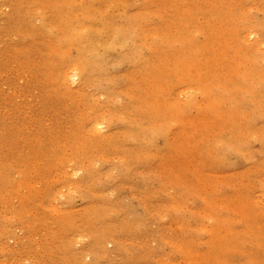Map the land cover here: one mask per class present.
<instances>
[{
  "label": "rangeland",
  "instance_id": "374dc122",
  "mask_svg": "<svg viewBox=\"0 0 264 264\" xmlns=\"http://www.w3.org/2000/svg\"><path fill=\"white\" fill-rule=\"evenodd\" d=\"M0 264H264V0H0Z\"/></svg>",
  "mask_w": 264,
  "mask_h": 264
},
{
  "label": "bare ground",
  "instance_id": "6f19581e",
  "mask_svg": "<svg viewBox=\"0 0 264 264\" xmlns=\"http://www.w3.org/2000/svg\"><path fill=\"white\" fill-rule=\"evenodd\" d=\"M79 71V69H76V71ZM76 71H75V73H76ZM77 71V72H78ZM72 72V71H71ZM80 72V71H79ZM79 72H78V75H79ZM70 73V72H69ZM74 73V74H75ZM66 74V73H65ZM71 74V73H70ZM64 76H66L65 78H66V81H68V77H69V80L71 79L72 80V78L74 79V75H70V76H67V74L66 75H64ZM64 82V81H63ZM69 83H71V82H69ZM65 84H66V82H65ZM68 84V83H67ZM71 86V85H70ZM99 124V123H98ZM102 125V124H101ZM101 127V126H100ZM98 129V128H97ZM101 129V128H100Z\"/></svg>",
  "mask_w": 264,
  "mask_h": 264
}]
</instances>
